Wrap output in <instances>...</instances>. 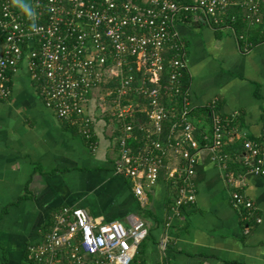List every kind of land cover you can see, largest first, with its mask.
Returning <instances> with one entry per match:
<instances>
[{
  "label": "built area",
  "instance_id": "obj_1",
  "mask_svg": "<svg viewBox=\"0 0 264 264\" xmlns=\"http://www.w3.org/2000/svg\"><path fill=\"white\" fill-rule=\"evenodd\" d=\"M201 17L213 29L230 30L245 54L264 46V39L256 43L235 28L238 19L250 28L264 27V0H34L29 16L12 0H1L0 99L10 97L9 74L26 60L46 107L75 126L90 148L97 146V118L111 122L118 148L114 172L131 184L140 202L162 175L171 182L178 217L196 201L193 179L201 150L227 169L230 155L223 147L237 136L234 115L219 116L214 99L206 105L210 136L203 134V145L196 137L186 43L177 24ZM243 144L244 154L237 157L243 171L228 173L225 180L242 220L260 224L257 207L237 189L246 176L264 175V142L245 139ZM148 233L135 216L125 228L64 206L42 241L28 247L26 259L30 264H143L134 259ZM168 243L163 235L162 254Z\"/></svg>",
  "mask_w": 264,
  "mask_h": 264
},
{
  "label": "crops",
  "instance_id": "obj_2",
  "mask_svg": "<svg viewBox=\"0 0 264 264\" xmlns=\"http://www.w3.org/2000/svg\"><path fill=\"white\" fill-rule=\"evenodd\" d=\"M12 1L20 13L33 12L34 0ZM177 27L186 43V83L199 143L203 134L210 136L211 124L198 111L214 99L219 116L234 115L237 136L227 138L226 153L236 142L243 155L245 139L264 142V46L245 54L230 30L213 29L204 17L178 21ZM2 41L0 29V50ZM9 76L11 95L0 99V264H30L28 247L42 241L64 206L83 208L125 228L131 216L144 221L149 233L135 263L264 264V175L246 176L237 189L262 217L260 224H246L232 205L233 188L225 180L243 166L228 153L224 169L202 149L193 179L196 201L177 217L172 211L177 190L163 175L140 202L131 184L115 174L118 148L107 118H97V146L92 149L75 126L46 107L26 60ZM163 235L169 240L164 254L159 248Z\"/></svg>",
  "mask_w": 264,
  "mask_h": 264
},
{
  "label": "trees",
  "instance_id": "obj_3",
  "mask_svg": "<svg viewBox=\"0 0 264 264\" xmlns=\"http://www.w3.org/2000/svg\"><path fill=\"white\" fill-rule=\"evenodd\" d=\"M185 1H187V0H185ZM235 28H236L237 33H248L250 35V38L252 39V41H254L256 43L260 42L264 39V33L262 35L260 34V29L264 28L263 26L256 27V28H250L244 22H242L241 19H238V21L235 23ZM198 112L201 113L202 120L204 121V123L211 124L210 112L207 108L200 109ZM201 142H202L201 145H203L205 143V141L203 139H201ZM243 142L244 141H242V147L244 146ZM229 151L230 152H228V151L227 152L230 153V155H233V156L235 155L236 157H239L240 153L242 151V148H238L237 143L235 142V144L233 143L232 145H230ZM143 243H144V241L140 245V248L143 246ZM140 255H142V254L139 251V256Z\"/></svg>",
  "mask_w": 264,
  "mask_h": 264
},
{
  "label": "clouds",
  "instance_id": "obj_4",
  "mask_svg": "<svg viewBox=\"0 0 264 264\" xmlns=\"http://www.w3.org/2000/svg\"><path fill=\"white\" fill-rule=\"evenodd\" d=\"M25 10H27V9H25ZM28 14H29V15H32V13H30V12H29Z\"/></svg>",
  "mask_w": 264,
  "mask_h": 264
},
{
  "label": "rangeland",
  "instance_id": "obj_5",
  "mask_svg": "<svg viewBox=\"0 0 264 264\" xmlns=\"http://www.w3.org/2000/svg\"><path fill=\"white\" fill-rule=\"evenodd\" d=\"M3 45V42H2V44H1V46ZM140 257V256H139Z\"/></svg>",
  "mask_w": 264,
  "mask_h": 264
}]
</instances>
